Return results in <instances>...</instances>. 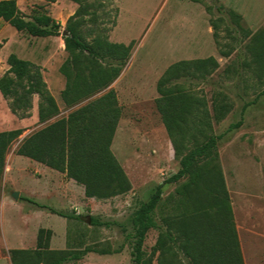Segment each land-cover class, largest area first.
<instances>
[{
	"label": "rangeland",
	"instance_id": "obj_1",
	"mask_svg": "<svg viewBox=\"0 0 264 264\" xmlns=\"http://www.w3.org/2000/svg\"><path fill=\"white\" fill-rule=\"evenodd\" d=\"M17 0L25 21L46 15L59 23V34L37 37L17 31L0 19V78L16 54L42 69L59 114L41 123L38 96L30 116L12 113L0 92V132L21 129L9 147L0 172V264H44L33 259L40 229L51 230L48 251L58 253L93 247L109 254L90 252L64 264H131L134 229L132 217L163 184V199L180 185L164 183L180 169L169 134L156 107L157 84L165 71L180 61L214 57L219 68L195 87L208 101L216 92L232 101L233 109L213 133L220 136L218 152L233 209L245 264H264V69L251 67L246 33L261 32L264 40V0ZM240 15L241 29L219 8ZM79 11V14L77 15ZM75 25L87 42L104 37L131 47V56L117 79L96 94L113 89L122 116L111 146L131 183V190L111 199L87 198L82 185L35 160L19 156L21 141L86 102L68 107L62 99L66 78L61 67L69 58L64 37ZM264 53V42L258 43ZM230 53L229 56H225ZM243 120L240 128L230 125ZM18 192L15 199L13 193ZM33 199L80 219H67L38 209ZM90 217L99 225L93 226ZM155 218L163 228L159 211ZM151 229L144 243L150 255L159 236ZM12 251H24L13 254ZM185 264H190L184 259ZM158 263V253L154 257Z\"/></svg>",
	"mask_w": 264,
	"mask_h": 264
},
{
	"label": "trees",
	"instance_id": "obj_2",
	"mask_svg": "<svg viewBox=\"0 0 264 264\" xmlns=\"http://www.w3.org/2000/svg\"><path fill=\"white\" fill-rule=\"evenodd\" d=\"M55 1V0H49ZM81 5L80 0H74ZM219 11L227 20L241 29L242 17L233 11ZM79 14V11L77 15ZM0 19L17 31H26L37 37L59 34L60 25L54 19L41 15L34 21H25L17 0H0ZM64 37L69 58L61 67L66 87L62 99L66 106L85 105L68 117L47 124L24 138L16 153L35 160L65 174L82 185L87 198L111 199L131 190V183L118 162L111 146L119 125L122 110L113 89L91 100L108 88L119 77L131 56V47L112 43L104 37L91 42L75 25H68ZM262 33H246V45L251 54L248 66L255 65L258 72L264 69V53L258 43L264 42ZM2 43H0V49ZM226 53L225 56H229ZM9 69L0 78V92L9 101L12 113L27 118L38 96V118L46 123L59 114V106L47 87L42 69L35 63L16 54L8 57ZM219 64L214 57L194 61H180L170 66L157 84L159 97L156 107L171 139L180 169L164 183H178V188L163 199V184L151 198L141 204L132 217L134 229L131 264H154L158 253L159 264H245L229 192L218 152L220 136L213 133V120L220 122L233 109L227 95L216 92L211 98L195 89L215 73ZM239 122L229 130L240 128ZM22 134L21 129L0 132V172L10 145ZM25 200L40 209L67 219H80L33 199ZM159 211L164 229L156 221ZM91 225H99L90 217ZM159 229V236L150 255L144 251L147 233ZM52 231L40 229L33 259L44 264H64L78 261L90 252L109 254L106 249L48 251ZM24 251H12L13 254Z\"/></svg>",
	"mask_w": 264,
	"mask_h": 264
},
{
	"label": "water",
	"instance_id": "obj_3",
	"mask_svg": "<svg viewBox=\"0 0 264 264\" xmlns=\"http://www.w3.org/2000/svg\"><path fill=\"white\" fill-rule=\"evenodd\" d=\"M13 197H14L15 199H18V197H19V193H18V192H14V193H13Z\"/></svg>",
	"mask_w": 264,
	"mask_h": 264
},
{
	"label": "crops",
	"instance_id": "obj_4",
	"mask_svg": "<svg viewBox=\"0 0 264 264\" xmlns=\"http://www.w3.org/2000/svg\"><path fill=\"white\" fill-rule=\"evenodd\" d=\"M38 101V100H37ZM36 109L38 110V107L36 106ZM38 209H40V208H38ZM46 210V209H45Z\"/></svg>",
	"mask_w": 264,
	"mask_h": 264
}]
</instances>
